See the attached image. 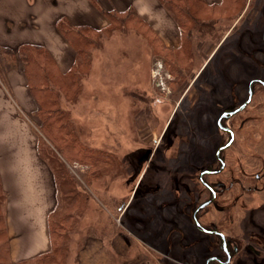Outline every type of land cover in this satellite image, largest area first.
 <instances>
[{"label": "rangeland", "instance_id": "obj_1", "mask_svg": "<svg viewBox=\"0 0 264 264\" xmlns=\"http://www.w3.org/2000/svg\"><path fill=\"white\" fill-rule=\"evenodd\" d=\"M28 1L30 6L22 0V12L28 13V17H22V44L44 42L40 45L47 49L45 44L53 42L62 46L59 36L67 43L56 27L61 18H66L76 26L90 25L100 29L99 25L103 22L107 26L109 20L100 7L118 12L131 8L150 25L135 3L131 5L133 0ZM139 1L135 0L142 7L149 3L147 8L150 10L154 8L150 3L156 4L162 13L165 11L174 19L159 0ZM261 3L262 0H247V6L238 18L219 23L215 32L204 37L200 31H193L191 48L195 61L192 66H188L191 68L189 70L186 64L181 65V69H178L182 71L176 75L166 68L164 57L169 53L168 50L174 51L179 46L172 48L166 45L151 25L148 28L143 24L130 23L101 37L99 44L89 50V72L85 71L79 85H70L72 93L69 97L72 102L62 99L61 108L70 118L79 140L92 150L111 156L112 160L88 166L76 160L71 163L60 157L68 174L76 179L78 191L88 197V205L79 215L76 229L68 240L69 259L66 264H98L100 253L94 251L96 245H93L97 241L102 247L100 256H103L104 264H153L152 260H163V255L151 248L154 234L159 233V230L165 231L166 226L159 223L158 227L156 222L151 224L153 219L165 221L170 228H174L172 233L182 231L187 241L209 240V234L194 225L191 217L196 206L205 198L203 194L200 195L204 190L198 184L199 171L204 167L205 159L210 161L215 155L225 136L218 126L212 124L214 115L211 111L220 113L226 107L225 102L232 104L236 101V95L245 98L246 86L252 82V75L259 73L260 60L264 58V46L258 42V20L261 19L258 10ZM168 22L170 25V21L163 24ZM175 24L180 37V28L176 21ZM250 28L253 33L249 31ZM247 35L251 40L249 44L246 42ZM0 45L11 50L17 48ZM71 49L75 59V51ZM185 61L191 63L188 57ZM14 63L11 70L19 71V62L16 60ZM240 67L243 69L242 74ZM7 74H0V85L5 88L10 103L20 108L12 92V84L21 83L22 90L25 89L24 76L22 74V81L17 79L10 83ZM215 85L217 88H213ZM227 85L236 87L239 94L232 88L233 97H229L231 93L223 87ZM212 88L216 93H213ZM73 93H76L75 97ZM29 97L22 98V120L27 121L34 132L39 155L54 176L45 155L52 144L39 128V120L33 114L35 105L32 97ZM251 106L244 114L258 116L256 122L250 125L251 129L258 131L264 112L255 108V103ZM263 160L264 145L251 144L247 163L249 168L256 172L254 169H259ZM188 164L190 169L184 170ZM186 174V188H181L180 182ZM256 188L252 189L249 196L235 184L229 192L231 199L218 200L204 208L200 221L206 226L216 223V218L210 215L218 206L234 214L233 225L220 220L224 211L219 214L222 230L227 233L234 228L233 232H228L233 237L231 241L245 245L249 234L253 232L264 236V180L257 183ZM1 193L0 187V196H3ZM2 201L0 264H34V261L9 262L5 250ZM171 206L177 212L169 219L163 213L172 210ZM244 208L246 216L241 223L237 221L239 213L236 211L241 210L242 214ZM244 235V239H241ZM176 240H172L173 243ZM90 244L93 250L86 254L85 262L80 261L84 254L80 250ZM201 248V244L197 246L202 251ZM244 251L243 259L234 257L236 264H264V249L260 256L248 252L246 248Z\"/></svg>", "mask_w": 264, "mask_h": 264}, {"label": "trees", "instance_id": "obj_2", "mask_svg": "<svg viewBox=\"0 0 264 264\" xmlns=\"http://www.w3.org/2000/svg\"><path fill=\"white\" fill-rule=\"evenodd\" d=\"M159 1L175 19L180 28L179 47L174 51L168 50L169 53L164 57V61L166 60L164 64L172 72V75L182 71L179 69L184 64H186L187 70L191 69L188 66H192V62L195 61L194 52L191 48L193 31H200L202 37L210 32H215V29H217L216 25L223 21L231 22L235 20L247 6V0H221L213 4L207 3L205 0ZM100 9L109 20V24L100 29L90 25L76 26L66 18H61L57 21V29L76 54L70 69L65 72L60 69L52 53L43 45L23 43L18 45L16 50L0 45V74L3 76L14 67L13 64H15L16 60L19 62L26 89L35 105L33 114L39 120V128L42 134L52 144V148H48L49 152L45 154L52 165L49 164L53 168V177L57 190V206L48 214L51 249L49 252L32 259L31 261H34V264H66L69 259L68 240L70 234L76 229L79 215L83 213L88 205V197L78 191L76 179L68 174L66 165L61 161L60 157L71 163L76 160L88 166L90 164L96 165L97 162H109L112 160L111 156L92 150L79 140L70 118L64 114L61 108V101L66 99L65 101L72 102L69 97L72 93L70 85L74 87L79 85L85 71L86 73L89 72L88 70L91 66L89 50L99 44L101 37L110 35L114 30L127 27L130 23L143 24L151 28L131 8L119 12L115 9L104 10L101 7ZM258 25L261 33L264 26L260 23ZM249 31L252 32L251 28ZM156 39L158 40L159 38ZM158 41L160 42V40ZM249 41L251 40L247 35L246 42L249 44ZM252 51L254 52V50ZM186 57L191 63L185 61ZM75 95L76 93H73V97ZM186 168L190 169V165L188 164ZM189 172L187 173L189 174ZM202 189L206 191L204 187ZM2 197L0 196V202L3 200ZM171 207L172 210H169L168 213H163L164 216H169V219L177 212L173 206ZM203 211L204 209L197 214V220L205 228L217 230L204 225L200 221L199 217ZM237 213H239L237 221L242 223L243 217L240 211H237ZM225 215L227 216V212ZM191 220L195 225L192 217ZM154 222H156L158 227L163 224V226H166V230L155 228L159 230V233L154 234V243L151 249L157 254H162L163 260H152L153 264H205L206 260L213 256L218 257L223 262L226 261L227 254L223 250V242L220 237L208 235L209 240L202 241L204 240L202 239L199 240L200 242L195 241L193 243L185 239L182 231L181 233L179 231L172 233L174 228H170L165 221L153 219L151 224ZM219 230L222 232L221 228ZM244 237L245 235L240 238L244 239ZM230 238L233 237L226 236L228 251L231 255L230 262L211 261L209 264H236L234 257L243 259L245 245L231 241ZM174 239L177 240L173 243L172 240ZM200 244L202 245V251L197 249Z\"/></svg>", "mask_w": 264, "mask_h": 264}, {"label": "crops", "instance_id": "obj_3", "mask_svg": "<svg viewBox=\"0 0 264 264\" xmlns=\"http://www.w3.org/2000/svg\"><path fill=\"white\" fill-rule=\"evenodd\" d=\"M133 1L131 5L135 3L140 14L154 27L164 43L172 48L178 47L179 30L174 19L165 11L162 13L156 4L150 3L154 6L150 10L147 8L149 3L142 7ZM207 1L218 3L220 0ZM24 3L30 6L28 0H24ZM22 17H28V13L22 12V0H0V44L10 46L22 44ZM166 21H170V25L169 22L164 25ZM103 26L105 22L101 23L99 28ZM59 40L63 47L55 45V42L45 45L48 46L60 69L65 72L74 62V53L70 52L71 47L60 36ZM7 75L10 83L17 79L22 81L20 66L19 71L13 69L8 71ZM19 84L21 83L12 84V92L20 108L10 103L5 88L0 85V187L4 196L2 205L7 245L5 250L10 263L31 261L50 251L48 214L56 202L54 177L39 155L34 132L28 122L22 120V98L30 99V94L26 88L22 90V84L18 86ZM93 245H96L94 251L101 255L102 247L99 242H94ZM93 245L90 244L80 250L84 252L80 261H86V254L93 250L90 249ZM100 255L98 264H104L103 256Z\"/></svg>", "mask_w": 264, "mask_h": 264}, {"label": "flooded vegetation", "instance_id": "obj_4", "mask_svg": "<svg viewBox=\"0 0 264 264\" xmlns=\"http://www.w3.org/2000/svg\"><path fill=\"white\" fill-rule=\"evenodd\" d=\"M259 8H260V11L258 10V13H259V18L261 19H259L258 21L261 25L263 24L262 26H264V0H262V3L260 4ZM258 39H259L258 42L264 45V28H262V32L260 33V37ZM246 62L250 63L249 61H246ZM260 62L261 64L259 66H261V68L259 67L257 70L259 73L252 75L251 77L253 78L252 81H254V83L252 84V87H251L252 98L250 102L247 103L249 99V86H250L249 84L246 86L245 98H242V97L240 98L238 97V95H236V101L232 102V104L231 102L226 103L224 101L225 102L224 105L226 107H224L225 109L221 110L220 113L215 111L216 113L215 114L214 111L213 112L211 111L212 115H214L213 118H211L212 124H215L216 126H218V120L223 113H229V112L235 111L239 109L242 105L246 104L245 107L241 109L240 111H238L236 114L223 118L221 121L222 127L228 128L233 132L234 139L229 148L221 151L219 157H216V153H215V155L211 159H209L210 161H208V159H205L204 162L206 163L204 164V167L201 168V170L199 169L200 171H199L198 181H199V184L202 187H204V189L206 190L205 192L203 191L200 193V195L203 194L205 197L204 200L200 204L206 201H209L211 199H214L211 204H214L218 200L222 201L225 198L231 199V195L229 196V192H231L230 190L235 184L238 185L239 189L241 188L243 190L244 194H247L250 196V192L252 191V189H257L256 184L260 183L261 180H264V160H263V163H261L259 169L258 168L254 169V170H257L256 172L251 170L249 166L247 165L248 160H249V155H250L251 144L254 146L255 144L264 145V131L262 130L264 128L263 126L264 117L261 119V122L259 123L260 128L258 129V131H255L251 129L250 125H251V122L253 124L256 122L255 120H257L258 116L256 115L257 117L255 116L256 117L255 118V117H250V115L244 114L248 111V109H251L252 107L251 105L253 103H255L256 105L255 108H257L258 110H263L264 112V58H262ZM233 67L234 66L232 65V69ZM241 68L242 67H240V69ZM242 70L243 69L240 70L241 74L243 73ZM223 87L224 89H228L229 92L231 93L228 95L229 97H233L234 90L232 88H235V91H237L236 87H233V86L228 87L227 85ZM213 88H217L216 85L213 86ZM213 88H212L213 93H216V90H214ZM237 93L239 94V90L237 91ZM259 98L261 100H256ZM235 102H238V103L236 104ZM219 130L223 133V135L226 136V139L224 138L225 137L224 136L218 148L226 145L232 139V135L229 132L222 130L220 127H219ZM228 151H231V154L230 153L227 154ZM204 158H207V157H203V159ZM220 160L224 162L223 169H221L222 166H221ZM186 167L187 166L184 167V170L186 169ZM205 171H207V173L201 176V174ZM184 173L186 172L184 171ZM187 177L188 176L185 175L184 179L180 182L182 183L181 188H186L185 178ZM214 193H215V198H213ZM200 204H198V206ZM198 206H196V208ZM233 206H234V211H235V204H233ZM244 210L245 208L242 209V212H241L242 217L245 215ZM221 211H224L223 215L225 217L223 216V218L220 220H225V222L227 221L229 225L234 224L233 212H231V210L229 211L227 209L218 208V206H216L215 212H213L210 215V217L216 218L215 219L216 223H211V225L207 224V226H211L217 229V230H211V231H218L222 233L225 237L230 236L228 232L229 233L233 232L234 228L230 229L227 233L224 230H222V232L219 230V228H221V224H220L221 222L219 220V214L221 213ZM226 212H227V216L225 215ZM245 216L243 217L244 219H245ZM192 219H193V214H192ZM244 219H243V222H244ZM210 236H216V235H210ZM226 242H227V239H226ZM245 248L248 250V252L253 253L256 256H260V254L262 253V250L264 249V236L255 234V232H253V234H249L248 242L246 243L245 241ZM223 250H224V245H223ZM227 250H228V244H227Z\"/></svg>", "mask_w": 264, "mask_h": 264}, {"label": "water", "instance_id": "obj_5", "mask_svg": "<svg viewBox=\"0 0 264 264\" xmlns=\"http://www.w3.org/2000/svg\"><path fill=\"white\" fill-rule=\"evenodd\" d=\"M253 83H254V81L250 82V86H249V99H248L247 103L250 102V100H251V98H252V90H251V87H252V84H253ZM245 105H246V104L242 105L239 109H237V110H235V111H232V112H229V113H223V114L220 116V118H219V120H218V126H219L222 130L229 132V133L232 135V139H231L230 142L227 143L226 145L221 146V147L218 148V150H217V152H216V157H219L221 151H223V150L229 148L230 145H231L232 142H233V139H234V137H233V132H232L230 129H228V128H224V127H222V125H221V121H222V119H223V118H226V117H228V116H232V115L236 114L238 111H240L241 109H243V108L245 107ZM220 163H221V166H222L221 169H223V167H224V162H223L222 160H220ZM218 172H219V171H218ZM206 173H207V171L203 172V173L201 174V176L204 175V174H206ZM216 173H217V172H216ZM213 195H214L213 198H215V193H214ZM213 200H214V199H211V200H209V201H206V202L200 204V205L195 209V211H194V213H193V219H194L195 225H196V226H197L202 232H204L205 234H209V235H216V236L220 237V238L223 240L224 251L226 252V254H227V256H228V257H227V260H226L225 262L221 261L218 257H215V256H213V257H209V258L206 260L205 264H209L211 261H219V262H221V263H229V262H230V259H231V255L229 254V252H228V250H227L226 237H225L222 233H220V232H218V231H211V230L206 229V228H205V227H204V226H203V225L197 220V214H198L202 209H204L205 207L209 206V205L213 202Z\"/></svg>", "mask_w": 264, "mask_h": 264}]
</instances>
